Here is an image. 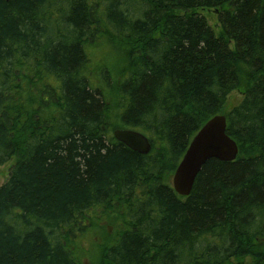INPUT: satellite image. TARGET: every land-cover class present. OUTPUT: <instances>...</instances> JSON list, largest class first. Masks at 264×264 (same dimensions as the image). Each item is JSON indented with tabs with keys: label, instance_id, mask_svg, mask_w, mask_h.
<instances>
[{
	"label": "trees",
	"instance_id": "trees-1",
	"mask_svg": "<svg viewBox=\"0 0 264 264\" xmlns=\"http://www.w3.org/2000/svg\"><path fill=\"white\" fill-rule=\"evenodd\" d=\"M95 43L122 64L94 82ZM217 114L238 155L179 195L169 178ZM13 157L0 264H85L76 238L100 221L93 264H264V0H0V164Z\"/></svg>",
	"mask_w": 264,
	"mask_h": 264
},
{
	"label": "water",
	"instance_id": "water-1",
	"mask_svg": "<svg viewBox=\"0 0 264 264\" xmlns=\"http://www.w3.org/2000/svg\"><path fill=\"white\" fill-rule=\"evenodd\" d=\"M226 128V115L217 114L209 118L193 136L172 181L176 192L189 195L198 173L209 159L231 161L237 157V144L226 133ZM114 136L139 153L150 151L148 138L140 132L117 129L114 131Z\"/></svg>",
	"mask_w": 264,
	"mask_h": 264
},
{
	"label": "rangeland",
	"instance_id": "rangeland-1",
	"mask_svg": "<svg viewBox=\"0 0 264 264\" xmlns=\"http://www.w3.org/2000/svg\"><path fill=\"white\" fill-rule=\"evenodd\" d=\"M205 15L207 16L209 23L213 25L215 28L218 26L217 25V14L216 11L213 9L209 10H204L203 11ZM219 29L216 28V32L218 33ZM102 44V43H100ZM100 44H91V46H87L89 56L92 58V64L89 62V69L92 72V78L94 79L93 81L95 82L96 79H99V73L98 70L100 65L103 63H108L110 59H112L114 66L116 67L114 70H119L122 61L119 58L113 57L110 53H105V50H107V47H102ZM90 50V51H89ZM110 72V71H109ZM98 82V81H97ZM244 83L241 85V87L233 90L227 97V101L225 104V112L232 108L235 104H238L239 101L242 99L243 96V90H244ZM224 112V113H225ZM15 157H13L11 160L4 164H0V185L3 184L6 179L8 178V175L10 173V168L14 164ZM169 181H171V176L169 178ZM96 217V216H95ZM93 227H103L104 229H94L91 232H88L86 236L82 237H77L76 238V253L79 255L81 260L85 264H93L97 261V258H99V251H100V246H101V241H102V236L108 232L106 230L104 222L100 221L99 223L94 222L92 224ZM264 253V252H263ZM244 261L248 260V258L242 259ZM236 262V260H233V263ZM231 264V263H229Z\"/></svg>",
	"mask_w": 264,
	"mask_h": 264
},
{
	"label": "bare ground",
	"instance_id": "bare-ground-1",
	"mask_svg": "<svg viewBox=\"0 0 264 264\" xmlns=\"http://www.w3.org/2000/svg\"><path fill=\"white\" fill-rule=\"evenodd\" d=\"M203 127V126H202ZM201 127V128H202ZM200 128V129H201ZM117 129H129V128H117ZM117 129H115V130H117ZM199 129V130H200ZM114 130V131H115ZM129 130H134V131H137V132H140V131H138V130H135V129H129ZM198 130V131H199ZM114 131H113V136H114ZM197 131V132H198ZM140 133H142V132H140ZM144 136H146L144 133H142ZM147 137V136H146ZM114 138L116 139V137L114 136ZM148 138V137H147ZM117 140V139H116ZM148 140H149V138H148ZM119 141V140H118ZM119 142H121V141H119ZM150 142V141H149ZM121 143H123V142H121ZM124 144V143H123ZM126 145V144H125ZM150 145H151V143H150ZM127 146V145H126ZM128 147V146H127ZM238 147V146H237ZM130 148V147H129ZM130 149H132V148H130ZM151 149V148H150ZM133 150V149H132ZM135 151V150H134ZM186 151H187V149H186ZM186 151H185V153H186ZM137 152V151H136ZM139 153V152H138ZM185 153H184V155H185ZM142 154H146V153H142ZM184 155H183V157H184ZM183 157L181 158V160L179 161V163H178V165H177V167H176V169H175V171H174V173H173V176H172V181H173V179H174V176H175V174H176V171H177V169H178V166H179V164H180V162L182 161V159H183ZM217 159V158H216ZM219 160V159H218ZM234 160V159H233ZM222 161V160H221ZM232 161V160H231ZM172 186H173V184H172ZM175 190V189H174ZM178 193V192H177ZM179 194V193H178ZM179 195H184V196H187V194H179Z\"/></svg>",
	"mask_w": 264,
	"mask_h": 264
}]
</instances>
